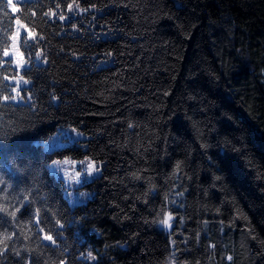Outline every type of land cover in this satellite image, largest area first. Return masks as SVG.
Wrapping results in <instances>:
<instances>
[{"label":"trees","instance_id":"1","mask_svg":"<svg viewBox=\"0 0 264 264\" xmlns=\"http://www.w3.org/2000/svg\"><path fill=\"white\" fill-rule=\"evenodd\" d=\"M18 4L0 0V61L16 42L30 69L5 104L20 73L0 64V209L20 208L0 264H264V0ZM66 128L83 137L47 151ZM86 158L72 206L50 166Z\"/></svg>","mask_w":264,"mask_h":264},{"label":"snow or ice","instance_id":"2","mask_svg":"<svg viewBox=\"0 0 264 264\" xmlns=\"http://www.w3.org/2000/svg\"><path fill=\"white\" fill-rule=\"evenodd\" d=\"M28 2H29V0H25V3H28ZM9 6L12 7L14 12L18 11V9L15 7V5L12 4V0H9ZM69 8L71 9L72 5H69ZM82 11H87V9H83ZM61 19H63V17H61ZM29 35H31V33H29ZM11 39L13 41H15L16 37L13 36V37H11ZM11 47H15V44L11 45ZM10 55H11V53H10L9 49L5 48L3 51V56H4L5 60L0 61V64H4L5 62H7L10 65L11 61L7 60V58ZM109 55H111V54L109 53ZM28 63L30 64V63H32V61L29 59ZM12 70H13V72H16L17 70H19L20 74L17 76H14L12 78H10L8 75H5L4 80L8 81V83L4 84L2 87L4 89L11 87V90L16 93V96L13 97L11 94L4 95L2 97V100L5 104H8V103L19 104V102L24 99V97L21 95V93L30 90V89H27L25 87L29 84V81L24 78L25 76L28 75V73L30 71V69L27 67V65L18 61L16 68H14ZM28 99L31 100V97H29ZM72 131L75 132L76 129H73ZM78 135H83V133H78ZM50 139L54 140L55 138H50ZM76 163H77L76 161H72L69 159H64L63 161L54 160L52 162V166H50V171H52L54 174H56L61 170V168L63 166L71 165L72 169L74 170L73 173H70L68 168L63 169L65 178H67L70 181H74L78 185H83L86 182L88 177H91L94 172L98 171V169L96 168L93 161H91V160L80 161L79 163L81 165H86V175L82 176V172H85V168H81L79 170H76ZM177 167H179V165H177ZM0 183H3V182L0 181ZM0 190H3V189H0ZM81 195H83V194H81ZM24 199L27 200V197H25ZM0 211H3L6 214L11 215L13 220H17L16 213L20 211V208L16 207L11 212H9L7 209H0ZM35 216H36V224L40 225L42 223V221L40 220V217H39V209L37 210ZM170 220H171V216H167L161 220V223L164 224L166 227H171V225L169 224ZM57 224H60L59 220H57ZM60 227H63V225H60ZM39 231L44 233V235H43L44 240L50 241L53 244L55 243L53 236L51 234L45 232L44 228H40ZM0 243H2V241H0ZM5 251H7V249H5Z\"/></svg>","mask_w":264,"mask_h":264},{"label":"rangeland","instance_id":"3","mask_svg":"<svg viewBox=\"0 0 264 264\" xmlns=\"http://www.w3.org/2000/svg\"><path fill=\"white\" fill-rule=\"evenodd\" d=\"M7 1L9 3V0H7ZM21 1L22 0H12V4L15 5V7L18 9L19 8V4L18 3L21 2ZM10 9L13 11L12 7H10ZM14 44H15V47H11L9 49L11 55L8 58H13L14 59V63L17 64V59H18V56H19V49L17 47V43L14 42ZM72 130H69V128L64 129L61 135L58 134L57 139L55 141V144H53V145H50L46 141H44L46 150L47 151H52V150H54L56 148H61V147L65 146V145H67L72 140H77V139L83 137V135H78V133H81L78 130H76L75 132H73ZM86 160H90V159L86 158L85 160H78V159L72 160V161H76L77 162L76 163V170H79L81 168H85V172H82V176L86 175V165H81L79 162L80 161H86ZM91 161H93V160H91ZM64 168H68L70 173H73V171H74L72 169L71 165H65V166H63L61 168V170L58 173H56V176L61 178L62 180H64L65 185H66V197L69 199L70 204L73 206L75 204L76 200H77L75 198V196L76 195H81L86 190H85L84 187H81V188H78V189L74 190V187L75 186H79V185L76 184L74 181H70L67 178H65L64 170H63ZM97 169H98V171L94 172L93 175L91 177H88L87 179H91V178L97 176L99 174V172H100V169L99 168H97Z\"/></svg>","mask_w":264,"mask_h":264}]
</instances>
